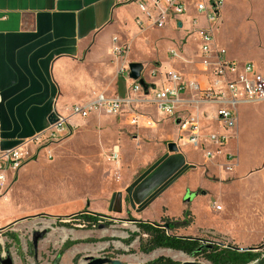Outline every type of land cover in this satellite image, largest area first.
I'll use <instances>...</instances> for the list:
<instances>
[{
    "label": "crops",
    "instance_id": "0c3cea01",
    "mask_svg": "<svg viewBox=\"0 0 264 264\" xmlns=\"http://www.w3.org/2000/svg\"><path fill=\"white\" fill-rule=\"evenodd\" d=\"M153 1L0 0V149L41 134L53 112L67 117V108L86 105L97 95L140 99V93H130L126 74L130 63L141 64L142 72L150 69L145 75L141 72L150 89L149 100L169 72L200 88L213 86L211 68L202 62H213L215 55H201L197 31L206 28L207 22L195 9L196 0H183L184 14L169 18L162 29L138 27L137 21L144 20L139 4L151 8ZM116 47H125L124 55L117 56ZM213 49L226 54L216 42ZM137 54L151 58L143 62ZM224 58L239 66L250 63L237 62L229 54ZM180 98L184 103L173 117L159 114L147 102L125 106L117 115L96 110L85 118L69 117L71 135L50 144L52 159L41 150L0 187V233L30 220L32 241L34 231L52 230L56 221L82 214L120 223L130 217L133 223L157 224L181 220L187 210L192 222L186 229L196 232V239L197 234H209L226 241L225 247L239 249L264 244V153L256 166L244 172H239L237 159L243 148L237 107L250 104L235 108V127L225 131L216 119L217 106L196 103L198 94L188 89ZM134 115L136 125L131 123ZM187 116L195 119L211 158L185 143L187 132L180 130L177 118ZM211 135L226 137L218 151L206 141ZM94 139L100 149L89 160L100 169H96L98 178L94 167L56 170L59 165L81 163ZM169 143L176 145V153L168 152ZM115 146L118 161L113 162L109 156ZM93 177L98 179L96 188L89 186ZM79 190L85 194L74 203L40 206L51 192L76 197ZM211 193H215L216 214L202 203ZM5 252L13 264H22L16 250Z\"/></svg>",
    "mask_w": 264,
    "mask_h": 264
},
{
    "label": "rangeland",
    "instance_id": "374dc122",
    "mask_svg": "<svg viewBox=\"0 0 264 264\" xmlns=\"http://www.w3.org/2000/svg\"><path fill=\"white\" fill-rule=\"evenodd\" d=\"M214 39L217 45L225 48V57L229 54L237 62H250L264 70V0H224L218 19V28L214 31ZM133 50L131 49V55L134 54ZM136 56L143 62L151 58V56L141 54ZM149 70H144L142 74L145 75ZM126 74L128 73L126 72ZM237 115L241 120L239 137L241 138V146H243L241 152L237 153V159L240 166L239 172H244L247 168L256 166L264 153V102L237 107ZM103 140L102 143L105 144L106 139ZM90 142L93 147L89 149V153L83 156L85 159L81 163L76 164L74 162L73 164L76 165L70 163L64 165L63 168L59 165L56 166V170L68 172L72 168L82 167L84 171L86 167L96 166L89 160V157L99 151L100 145L96 139ZM234 150L232 156L236 155ZM230 162L233 164L237 161L232 160ZM96 169L97 171L100 170L97 167ZM96 169L92 172L98 178L99 172H96ZM37 171L43 172L41 169H37ZM96 177L90 180L89 186L97 187L98 179ZM77 188L80 189L81 187ZM82 190L84 189L82 188ZM84 191L79 190L76 197H62L58 192L55 194L50 191L51 196L43 197L40 206L51 207L74 203L85 194ZM213 195L215 196V193L202 198V203L206 210L209 209L212 214H216L213 206L215 201ZM224 201L225 199L222 198V202ZM189 217L191 224L192 217L190 214ZM129 219L130 217L122 223L117 222V220H99L89 224L83 218L76 216L63 220L64 222L56 221L52 230L45 231L47 235L37 245V253L31 247L29 231L33 222L29 220L27 223H21L5 233H0V253L6 250H16L22 264H81L84 262V256H109L112 259L120 260L123 264H152L158 258L169 259L174 264L186 261L210 264L204 255L189 257L182 253L186 257L183 259L169 253L168 251L171 250L168 249H157L149 254H142L139 251V245L147 239V236L141 235L136 224ZM183 219L184 215L181 220L167 221L175 222ZM157 224L161 229L163 228L162 222ZM187 227L174 228L167 234L196 239V232L191 234V231L186 229ZM197 235H199L200 243L204 246L212 245L211 242L213 241L223 243L224 247L228 244L219 238L212 239L213 236L209 234ZM67 245L68 247L65 248ZM261 250H264V244L256 246V250L251 253L254 254L258 251L259 254L264 255ZM34 256L37 257V260L34 259Z\"/></svg>",
    "mask_w": 264,
    "mask_h": 264
},
{
    "label": "built area",
    "instance_id": "2783aa9c",
    "mask_svg": "<svg viewBox=\"0 0 264 264\" xmlns=\"http://www.w3.org/2000/svg\"><path fill=\"white\" fill-rule=\"evenodd\" d=\"M224 0H196L195 9L205 16L207 27L197 31L201 42V55L207 56L213 53V62H202L204 67L211 68V75L215 79L213 86L200 88L197 84L186 82L183 78L174 73L164 74L163 86L160 90L152 91L150 100L148 89L144 90L136 81H131L130 93H140L141 98L134 100L107 98L97 95L96 98L86 105H72L66 109L67 117L56 115L53 124H49L44 132L32 139L22 141L17 146L9 149H0V187L6 184L10 174H16L26 163L33 160L41 151H45V157L52 159V151L48 149L50 144L66 139L71 135L67 119L72 116L85 118L92 111H103L106 115H117L125 106L132 108V105L147 102L151 103L159 114L173 117L176 108L184 103L180 93L188 89L198 94L196 103L212 104L217 106L216 119L223 130L229 131L235 127V108L241 104H253L264 102V72L256 65L247 63L239 66L234 62L225 60V51L217 49L214 51V30L218 24V11ZM139 8L144 20H138L137 26H149L155 29H162L167 20L171 17L184 14L185 5L183 0H154L151 8L140 3ZM126 52L124 47L114 48L117 56ZM174 56V53L171 52ZM125 70L123 69L122 72ZM155 76V73L151 74ZM138 122L137 116L131 120L133 125ZM150 126V123H147ZM177 125L180 130H185L187 136L184 138L186 144L200 149L206 158L212 157V152L205 150L204 140L201 138L195 119L191 116L177 118ZM226 137L211 135L207 142L215 146L218 151L225 142ZM109 160L118 161V148L115 146L111 151ZM218 209V208H216Z\"/></svg>",
    "mask_w": 264,
    "mask_h": 264
},
{
    "label": "trees",
    "instance_id": "16d2710c",
    "mask_svg": "<svg viewBox=\"0 0 264 264\" xmlns=\"http://www.w3.org/2000/svg\"><path fill=\"white\" fill-rule=\"evenodd\" d=\"M83 218L85 222L92 224L100 220L99 215H78ZM167 225V228H160L158 224H149L136 222V227L141 235H146L147 239L140 243L139 251L142 254H149L157 249H168L171 251L181 252L189 257H196L197 255H204L205 259L210 264H249L256 260V255L251 252H237L230 248V246L224 247L223 245L211 246L206 248L202 245L199 239L194 238H178L175 235H168V231L174 230V228H184L190 224L189 212H184V219L182 221L169 222L167 220L162 221ZM65 246V248H67ZM200 250V251H198ZM152 264H174L169 259L158 258L153 261Z\"/></svg>",
    "mask_w": 264,
    "mask_h": 264
},
{
    "label": "water",
    "instance_id": "95a60500",
    "mask_svg": "<svg viewBox=\"0 0 264 264\" xmlns=\"http://www.w3.org/2000/svg\"><path fill=\"white\" fill-rule=\"evenodd\" d=\"M143 70V67L141 64L139 63H130L128 65V78L131 81H136L138 82V84L144 89L146 90L147 86L145 85L144 81L141 78V72ZM56 120V114L53 112L48 120V125L49 124H53ZM167 150L170 153H176L178 151L176 145L174 143H169L167 145ZM186 202L190 201V197L186 198ZM136 223V222H135ZM164 229L167 228V225L163 226ZM45 234V231H34L32 234V245L34 247L37 246V242L38 240L42 239L43 236ZM178 238H184V237H178ZM212 244H217L219 246H221V243H217V242H211ZM206 248H210L211 244L206 245ZM233 250H236L237 252H252L254 250H256V248H249V249H239V248H234V247H230ZM200 251V250H198ZM85 261H90V263H85ZM0 264H13V261L10 257V255L5 252V253H0ZM81 264H123L120 260L118 259H108V258H100V257H96L94 258L93 256H86V258L84 259V262ZM180 264H199L198 262H194V261H186ZM250 264H264V255L261 256L260 258L254 260L252 263Z\"/></svg>",
    "mask_w": 264,
    "mask_h": 264
},
{
    "label": "flooded vegetation",
    "instance_id": "af4514ba",
    "mask_svg": "<svg viewBox=\"0 0 264 264\" xmlns=\"http://www.w3.org/2000/svg\"><path fill=\"white\" fill-rule=\"evenodd\" d=\"M46 235H47V232L44 234V236H43L42 239L38 240V242L41 241V240H43V239L46 237ZM38 242H37V243H38ZM211 246H217V244H212ZM31 247L33 248L34 251H35L36 248H37V246L34 247V246L32 245V241H31ZM261 252L264 253V250H261ZM254 254L256 255V259H258V258H260L261 256H263V255L259 254L258 251H256ZM198 256H202V255H197L196 257H198ZM93 257H94V256H93ZM85 258H86V256L83 257V259H85ZM94 258H96V257H94ZM100 258H108V259H112V258L109 257V256H106V257L103 256V257H100ZM85 263H90V261H85Z\"/></svg>",
    "mask_w": 264,
    "mask_h": 264
},
{
    "label": "bare ground",
    "instance_id": "6f19581e",
    "mask_svg": "<svg viewBox=\"0 0 264 264\" xmlns=\"http://www.w3.org/2000/svg\"><path fill=\"white\" fill-rule=\"evenodd\" d=\"M168 252L171 253V254H173V255H175L176 257L183 258V259L186 258L182 253H173L171 251H168Z\"/></svg>",
    "mask_w": 264,
    "mask_h": 264
}]
</instances>
